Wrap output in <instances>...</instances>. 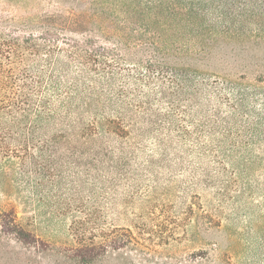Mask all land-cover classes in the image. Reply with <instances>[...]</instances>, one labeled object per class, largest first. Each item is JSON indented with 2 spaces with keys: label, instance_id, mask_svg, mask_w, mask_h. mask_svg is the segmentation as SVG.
<instances>
[{
  "label": "rangeland",
  "instance_id": "obj_1",
  "mask_svg": "<svg viewBox=\"0 0 264 264\" xmlns=\"http://www.w3.org/2000/svg\"><path fill=\"white\" fill-rule=\"evenodd\" d=\"M169 2L0 0V20L36 33L76 15L125 23L131 48L154 51ZM151 18L160 21L149 27ZM156 55L151 70L137 58L138 85L154 78L124 113L128 136L71 119L0 149V213H14L38 241L23 245L0 226V264H74L59 253L73 243V225L133 233L96 264H264V161L244 165L258 151L207 154L200 94ZM212 63L231 75L264 74V33L222 42Z\"/></svg>",
  "mask_w": 264,
  "mask_h": 264
},
{
  "label": "trees",
  "instance_id": "obj_2",
  "mask_svg": "<svg viewBox=\"0 0 264 264\" xmlns=\"http://www.w3.org/2000/svg\"><path fill=\"white\" fill-rule=\"evenodd\" d=\"M167 15L157 50L143 52L126 42L125 23L76 15L36 33L0 20V149L35 142L51 126L71 119L87 126L100 120L112 133L128 136L124 113L137 89L150 87L154 78L152 70L138 85L143 68L137 58L141 54L139 61L151 70L159 62L157 52L167 67L182 68V81L201 96L207 154L258 151L244 165L264 161V74L231 75L212 63L222 42L246 39L249 31L264 33V0H170ZM159 21L151 18L146 25ZM0 226L23 245L38 243L14 213H0ZM120 231L124 234L114 236L107 229L73 225L74 241L59 253L74 264H96L111 248L135 241L130 229Z\"/></svg>",
  "mask_w": 264,
  "mask_h": 264
}]
</instances>
